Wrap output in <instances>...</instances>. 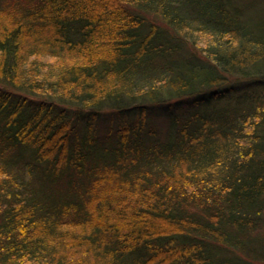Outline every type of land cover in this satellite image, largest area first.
<instances>
[{"label": "trees", "instance_id": "trees-1", "mask_svg": "<svg viewBox=\"0 0 264 264\" xmlns=\"http://www.w3.org/2000/svg\"><path fill=\"white\" fill-rule=\"evenodd\" d=\"M0 264H264V21L0 0Z\"/></svg>", "mask_w": 264, "mask_h": 264}, {"label": "rangeland", "instance_id": "rangeland-1", "mask_svg": "<svg viewBox=\"0 0 264 264\" xmlns=\"http://www.w3.org/2000/svg\"><path fill=\"white\" fill-rule=\"evenodd\" d=\"M235 5H239L245 17L252 23H258L264 21V0H231ZM203 41L208 37L205 34H201Z\"/></svg>", "mask_w": 264, "mask_h": 264}]
</instances>
